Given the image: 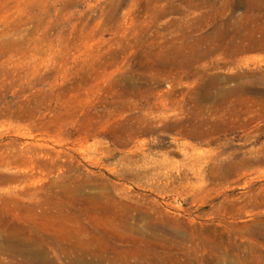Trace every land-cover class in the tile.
<instances>
[{"label":"rangeland","instance_id":"1","mask_svg":"<svg viewBox=\"0 0 264 264\" xmlns=\"http://www.w3.org/2000/svg\"><path fill=\"white\" fill-rule=\"evenodd\" d=\"M0 264H264V0H0Z\"/></svg>","mask_w":264,"mask_h":264}]
</instances>
